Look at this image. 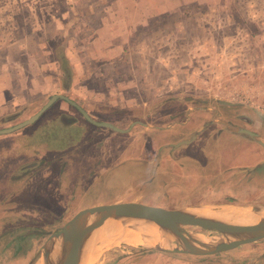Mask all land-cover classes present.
I'll list each match as a JSON object with an SVG mask.
<instances>
[{
    "label": "rangeland",
    "instance_id": "1",
    "mask_svg": "<svg viewBox=\"0 0 264 264\" xmlns=\"http://www.w3.org/2000/svg\"><path fill=\"white\" fill-rule=\"evenodd\" d=\"M147 1L139 3L137 10H148ZM34 5L33 9L37 7L39 9L40 20L37 16L34 17L35 14H31L30 9L25 8L23 0H4L0 6V13L2 12L0 25L16 27L17 30L12 36L18 38L23 47L33 51L32 54L36 55L33 58L29 57L30 61H25L22 52L20 53L15 47L10 48L8 53L11 58L25 62V64L29 62V65L24 68H10V74L19 72L24 75L26 72L29 76L46 73L57 76L56 74L60 72L55 62L58 60L60 67L62 66L60 71L65 78L72 76L73 66L77 79L67 88L64 83L56 82L54 77L37 79L33 89L29 82L26 89L15 88L12 94H18L17 108L12 109L11 114L1 116L0 130L27 120L42 108L49 96L61 94L76 102L96 122H106L123 130L128 129L134 122H142L148 125V129L167 131L159 134L145 130L137 124L128 133L120 134L89 126L77 112L72 109L67 111L70 107L59 101L46 111L33 127L5 135L8 140H14L20 136L17 139L19 144L22 146L26 143L23 147L28 145L27 149L21 151L24 157L18 165L25 164L26 166L30 164L29 162H35L36 147L38 148L39 143L43 141L31 142L29 137L28 140L26 139L35 130H38L37 133L45 141L53 138L52 132L55 133L57 130L61 133L59 130L64 129V126L58 121H53L61 109L65 111L63 112L66 117H75L79 120L83 133L73 135V138H81L80 149L83 145L89 146L85 150L86 154L96 155L97 159H101L94 166L98 169L97 172L101 167L109 168L122 160L132 161L142 157H152L156 149L163 144L168 147L178 138L184 136L190 138L197 135L201 128L211 129L209 125L213 122L246 129L256 134V140L264 144V0H211L206 2L195 0L186 8L148 18L143 24H139L137 33L132 36L133 39L129 44L131 63H128L129 59H127L126 64L113 65L95 59L97 55L102 54L103 50L94 55L95 51L81 46L88 42V38H91L87 33L79 30L77 33L65 34L61 38L55 26L57 18L60 19L67 9L64 1L43 0ZM11 6H16L17 9H12ZM81 9L84 8L81 6ZM152 9L159 10L157 6ZM219 10L232 12L234 15L226 19L219 14L221 13ZM12 12H15L14 17L10 18L8 15ZM210 12L213 13L210 14ZM247 12H258L259 18L248 17ZM135 16L136 14L132 16L134 21ZM71 18L73 17L68 14L63 19L67 20L66 23L72 24L75 18L74 20ZM98 18V14H95L92 22H89L90 25H95L94 28L98 26ZM236 22L244 29L243 33L236 35ZM33 24L44 29L31 33L28 30ZM70 24L67 28L71 26L73 28L75 23ZM225 24L229 25L222 29ZM248 33L250 35H247ZM24 38L28 39L25 41ZM67 45L73 46L74 51H66L64 47ZM99 46L102 47L101 43ZM39 47L43 49V55L47 56L45 59L47 67L44 68L46 72L41 71L42 68L37 66L44 63V60L37 57V54L42 55L37 51ZM4 52L0 56L1 61H3L4 54H7ZM70 54L74 56L73 64L70 62ZM5 75L7 74L2 75L1 89L5 86L4 79L10 81L7 85H12V83L16 87L21 85L18 79ZM131 77L134 78V83L129 81ZM23 82L22 87L24 88ZM106 91H110L111 94H107ZM4 94L2 91V96ZM8 96L12 95L6 94L5 97L9 99ZM175 96L182 97L178 100ZM189 120L191 123L186 125ZM222 131L228 136L226 128L217 126L213 129L214 134ZM239 136L240 143H236L238 147L236 151H239L240 159L236 160V172L240 167H249L264 159V153H261L264 148L261 145L252 143L246 135ZM59 139L60 137L56 136L54 142L58 143ZM88 139L90 142H86ZM10 142L5 143L10 146ZM80 149L77 151L79 152ZM196 151L193 152L194 155ZM255 151L256 154L253 155ZM67 152H73V149L69 147ZM168 152L167 149L165 153ZM50 160L54 159L50 158ZM0 161L2 163L0 188H4L10 174L16 176L18 188L23 186L27 179H19L21 173L7 170L3 166L4 162L13 161V158L8 157L4 160L0 158ZM45 163L44 166H46ZM224 166L227 167L229 164L224 161ZM123 169L126 170L116 173L108 182L100 183V186L88 191L87 194L78 193L73 186H70L66 187L60 196L56 195V191H62L66 183L56 179L57 170L45 169L41 173H26L28 177L32 174L33 176L48 175L49 180L40 182L39 187L48 191L49 194L42 196L41 193H37L36 196L17 194L12 197L13 202H10L8 206L0 207V264H47L42 247L50 235L58 232L79 210L92 205L112 203L115 199L120 201L149 200L171 210L195 207L213 209L227 206L264 207V193H261L259 187L251 186L249 175L242 177L241 183L236 182L235 191L226 188L224 194L219 195L212 189L205 195L190 194L186 189L182 192L169 191V186H164L162 183L159 194H154L156 188L150 190L146 188L143 192L140 190L124 192L118 197L129 184L132 173L136 171L133 164L125 165ZM93 172L96 173V169ZM35 182L28 180L27 186ZM3 196L0 195V198ZM33 200L38 204H35ZM30 203L32 204L29 208ZM40 206L48 210L46 211L47 216H42L41 213H44V210ZM118 226L124 227L120 224ZM126 228L134 233L133 229ZM185 230L191 235L201 234L210 238H222L216 232L200 228L188 227ZM118 233L107 228L95 230L94 240L89 245L82 264H201L208 260H216L221 256L216 255L217 258L195 257L166 253L159 248H153L157 242L149 247L143 245L141 240L146 241L144 239L147 238L143 234L134 237L140 240L139 245L132 242L105 245L106 240L104 239ZM263 245L264 241H260L239 250L258 248ZM176 248L182 249V246L173 241L168 250Z\"/></svg>",
    "mask_w": 264,
    "mask_h": 264
},
{
    "label": "crops",
    "instance_id": "2",
    "mask_svg": "<svg viewBox=\"0 0 264 264\" xmlns=\"http://www.w3.org/2000/svg\"><path fill=\"white\" fill-rule=\"evenodd\" d=\"M23 1L25 3V8L30 9L31 14H35L34 17L36 18L37 16V19L40 20L39 9L38 7L33 9L35 7V5L33 6V4L34 3L39 4L43 0H23ZM62 1H64V4L66 5L67 9L65 13L62 14L60 19L57 18L56 26H55L56 30L60 33L59 35L61 36V38H63L65 34H72L73 32L77 33L79 30L83 31L84 33H87L88 36H91V38H88L87 39L88 42H86V44L81 46L89 47L90 51H95L94 55H97L101 50H103L102 54L97 55L95 59L98 61H105L113 65L117 63L126 64V61H128L127 59H129L128 63H131L130 53H129L131 46L129 44H131V41L133 39L132 36H134L137 33L136 31L139 24L140 25L143 24L146 19L152 18L155 15L172 13L177 9L183 7L186 8L188 7L189 3L195 0H148L147 1L148 10L142 9L141 11L137 10V8L139 7V3H141L144 0H62ZM206 1H211V0H202V2H206ZM3 3L4 0L3 1L0 0V6H2ZM26 3L28 4L26 5ZM81 6L84 9H81ZM155 6H157L159 10H153L152 8H154ZM11 8L17 9L16 6L13 7L11 6ZM219 11H221V13L219 14L226 19H230L232 17L231 15H234L232 12H228L224 10H219ZM14 13L15 12H12L8 16L10 18L14 17ZM211 13L213 12H210V14ZM216 13H218V11ZM257 13L249 12L248 17L250 18L253 17L252 19H255L256 17L259 18V15ZM68 14L70 15V17H73L71 18V20L72 19L74 20L75 18V21H73L72 24H70V22L66 23L67 20L63 19L64 17L66 18ZM95 14H98L99 17L97 22L98 26L96 28H94L95 25H90L89 23L92 22V19L95 17ZM133 14H136L134 18L135 21L132 18ZM203 14H204L203 16H205V12H203ZM69 24L70 25L74 24L73 28L72 26L70 27L72 29L67 28ZM228 25L229 24H225L224 26H222V29H225ZM43 29L44 28H42L41 26H38L37 24H33L32 27H29L28 31H31V33H35ZM16 30H17L16 27H11V26L2 27L0 25V56L3 54L4 51L7 52V54H4L2 58L3 61H1L0 59V82L3 78L2 75L6 73L7 75L5 76H10V78L12 79L16 78L18 79V83L21 84L18 85L17 87L12 82H11L12 85H7L8 83H10V81L9 80L5 81L4 79L3 83H5V86L3 89H1L0 87V118L2 115L11 114L12 109L17 108L18 104H16V99L18 97V94L17 95L12 94V91L15 90V88L18 90L26 89L27 84L29 82L30 87L33 89L35 84L34 82L37 79H47L48 77L51 78L54 77L56 82L64 83L67 88L69 84H72L77 79V77H75V70H74L75 68L73 69V66H72V72H73L72 76L71 77L66 76L65 78V75H63V73L60 71L62 66L60 67V62H58V60L57 62H55L57 65L56 67L59 69L60 72L56 74L57 76L47 75V73L45 75L32 74L31 76H29V74L26 72L24 75L20 74L19 72L11 75L10 68L12 67L24 68L25 66L29 65V62L25 64V62L22 63L19 62V60L11 58L10 53H8L10 48L15 47L20 53L22 52L23 53L22 56L25 57L23 60L25 61H30L29 57L33 58L34 56H36L32 54L33 51L23 47L22 44H20V40L18 38L12 36L13 32H16ZM242 30L244 29L239 27L236 22V31H237L236 35L239 33H243ZM247 35L250 34L248 33ZM25 39L28 38H24V40ZM99 43H101L102 47L99 46ZM64 48L66 51H70V50L74 51V47L71 45H67ZM37 51L38 53H42V55L37 54V57H40L42 60H44V63L42 62L37 66L39 68H42L41 71L46 72L44 68L47 67V61L45 60L47 56L43 55V49H41L40 47L38 48ZM70 55H71L70 62L71 64H73L74 56L72 54ZM23 79L25 80V82H23L24 81ZM133 80H134L133 77L129 79L130 82H133ZM22 82L24 83V88L22 87ZM30 83L32 84V86ZM2 91H4L5 93L4 96H2ZM106 93L111 94L110 91L109 92L106 91ZM6 94L12 96H8L9 99H7L5 97ZM181 97L179 96V98ZM175 98L179 100L178 96H175ZM185 98L187 99V97ZM3 100H5V102H3ZM59 112H62V109L59 110ZM190 120L189 122H187L186 125L191 123ZM37 121L35 123H37ZM35 123L25 128L27 129L28 127H33ZM133 124L134 125L138 124L142 126L145 130L154 131L159 134L167 131L165 129L164 130L152 129V128L148 129V125L142 122H134ZM217 126L226 128V131H228V136H226V133L224 131L219 132L218 134L217 133L214 134L213 129L216 128ZM209 127L211 129L201 128L200 130H198L197 135L195 134L190 138H188L187 136L178 138L174 142H172V144H170L168 147L166 146V144H163L161 147L156 149V152L155 154L152 155V157L147 156L132 161L122 160L118 164L112 165L109 168L103 169L101 167V169H99L100 170L99 172H97L98 169L95 168L94 166H96L97 161L101 159L100 158L97 159L96 155L86 154L87 152L85 153L86 148L89 147L88 145H83L82 149H80L81 145L79 144V142L82 141L80 140L81 138L71 137L70 139H64L61 137L62 136L61 133H59L57 130L56 131L54 130L55 133L52 132L53 138L51 140L45 141L37 133L38 130H35V132L27 136L26 139L28 140L29 137V139L32 140L31 142H35V141L37 142V140L43 142L39 143L38 148L36 147L35 162H29L30 164L24 166L25 164L18 165V163L22 161V158L24 157L23 156L24 154L21 151L27 149L28 145L26 147H23L24 144L26 145V143L22 144V146L19 144L17 139H19L20 136H18L14 140L13 139L8 140L7 138H5V135L0 136L1 139L0 158L3 160L4 158H8V157L13 158V161L4 162L3 166L7 170H11V171L13 170L14 172L18 171L19 173H21L19 179L21 178L27 179L26 182H24V185L18 188L16 186L17 183L16 176H13L12 174L9 175V177L6 180L8 185L6 183L3 189L0 188L1 189L0 195H4L3 198H0V207L1 206L3 207L4 205L8 206L10 202H13L12 197L17 194L21 196L23 195L36 196L38 195L37 193L39 194L41 193V196L43 194L48 195L49 192L46 191L45 189L42 190V187H39V185L40 182L49 180L48 179L49 176L46 174H43L42 176H38V175L33 176L34 173L44 172L45 169L57 170L58 174L56 179H58L61 182L63 180L67 184V185L64 184V189L62 188V191L59 190L56 191L57 192L56 195L60 196L61 194L64 193L65 188L66 187L69 188L70 186H73L78 193L84 192L87 194L88 191L100 186L101 185L100 183L103 184L108 182L111 179V177L116 173H122L124 170H126L123 169V166L128 164L130 165L133 164L134 169L136 167V171L132 173V176L128 181L129 184L126 185L125 189L120 193V195H118V197L122 196V193L124 192H129L132 190H137V191L140 190L143 192V190L146 188L149 190L156 188L154 194H159L161 192L160 189L162 183L164 184V186L165 185L169 186L168 187L169 191L175 190L177 192H182L184 189H186V191L190 192V194L201 193L205 195L208 194L210 189H212L214 192H216V194L219 195V194H224V190L226 188L235 191L236 182L241 183V178L244 177L245 175H249L250 183L252 184L251 186L256 188L259 187L261 193H264V159L252 166L240 167L239 170L236 172V160L238 161L240 159V153L239 151L238 152L236 151V148H238L236 145L238 144V142L240 143L238 137H240L239 135H246V134H242L239 131H236L241 128L220 122L219 123L213 122L212 124L209 125ZM67 129L69 131L73 130V127H68ZM56 136L60 137L58 143L54 142V138ZM248 137H249L248 140H250L252 143L259 144L256 138H252L250 136ZM89 139L86 140V142H90ZM84 141L85 140H83V142ZM5 142L6 143L10 142V146ZM14 143L17 144L14 145ZM69 147L73 149V152H67V149H69ZM166 148L169 151L168 153H165L167 150ZM78 149H80L79 152L77 151ZM195 151H196V155H194ZM74 152L77 154L74 155L75 154ZM262 152L264 153V151H261V153ZM254 154H256V151L253 153V155ZM50 158H53L54 160H50ZM224 161H226L229 164V166L225 167ZM44 163L46 164V166H44ZM1 164L2 163L0 161V166ZM95 169H96V173L93 172ZM28 172H33L32 176L28 177L26 175V173L28 174ZM28 180L36 181V182L33 185L30 184L29 186H27V184H29L27 183ZM238 186H240V184ZM34 202L35 204H38L37 201ZM123 202L145 203V204H151V205L163 207L149 200L127 199L120 201L118 199H115L114 201H112V203H123ZM14 203H16V201H14ZM32 203H30L29 208ZM112 203H106V204H112ZM93 206H97V205H92L90 207ZM40 207L42 210H44V213H41L42 216L43 217L47 216L48 213L46 211L48 210L42 208V206ZM90 207H86V208H90ZM174 210H183V208L174 209ZM12 221L15 220L12 219ZM22 236H24V234H22ZM243 247H247V246H243ZM241 248L229 252H225L222 254H218L221 255L218 258L216 257V255L208 256V257H215L217 259L208 260L207 262L201 264H264V245L259 246L258 248H248L246 250H239Z\"/></svg>",
    "mask_w": 264,
    "mask_h": 264
},
{
    "label": "water",
    "instance_id": "3",
    "mask_svg": "<svg viewBox=\"0 0 264 264\" xmlns=\"http://www.w3.org/2000/svg\"><path fill=\"white\" fill-rule=\"evenodd\" d=\"M65 101L75 107L83 117L92 125L100 128L110 129L113 132L125 134L134 126L123 130L106 122H96L74 101L68 97L57 94L50 96L44 106L33 116L19 124L1 129L0 136L9 135L34 124L54 103ZM242 134L252 138L257 135L246 130L238 129ZM259 144L264 147L263 143ZM143 220L153 223L161 230L169 233L182 249H162L166 253L190 255L195 257H208L229 252L243 246L252 245L264 240V219L254 225L227 224L209 218L199 217L191 214L186 209L169 210L156 205L134 202L112 203L97 205L78 211L70 218L56 233L49 236L42 247L47 264H80L82 244L86 236L111 220ZM200 228L205 231L216 232L224 239L211 245H205L196 240L185 228ZM60 250L55 258L52 251L55 245Z\"/></svg>",
    "mask_w": 264,
    "mask_h": 264
},
{
    "label": "bare ground",
    "instance_id": "4",
    "mask_svg": "<svg viewBox=\"0 0 264 264\" xmlns=\"http://www.w3.org/2000/svg\"><path fill=\"white\" fill-rule=\"evenodd\" d=\"M186 210L191 214H194L199 217L209 218L212 220L220 221L227 224H234V225H254L258 223L260 220L264 219L263 206L246 207V208L227 206V207H220L217 209L215 208L213 209L210 207H195ZM118 224L123 225L124 227L118 226ZM126 227L133 229L134 233H132V231H129ZM98 228H107L109 230L119 232L116 235H111L107 239H104L106 240L105 245H110V244L117 245L119 243L125 244L130 242L139 245L141 244L140 240L137 238L134 239V237H138L137 235L140 234H143L145 235V237H147L146 239H144L146 241L143 240L141 241L143 242V245H148V247L151 246V244H155L157 242L153 246V248L169 249L174 241V238L169 233L161 230L155 224L143 220H136V219H129L124 221L111 220L106 222L105 225H102ZM94 231L90 232L84 239L81 249L80 264H82L87 254L89 245L94 240L93 239ZM192 235L196 240L201 241L205 245H211L219 241L228 240L227 238L224 239L223 237L219 239V238H210L204 235L202 236L201 234H192ZM59 250L60 248L56 244L52 251L53 258L57 256Z\"/></svg>",
    "mask_w": 264,
    "mask_h": 264
},
{
    "label": "flooded vegetation",
    "instance_id": "5",
    "mask_svg": "<svg viewBox=\"0 0 264 264\" xmlns=\"http://www.w3.org/2000/svg\"><path fill=\"white\" fill-rule=\"evenodd\" d=\"M65 104H67L68 107H70L67 111H70V109L74 110L75 112H77L81 117L82 119L85 121V124H88L89 126H94L92 125L91 123H89L84 117L83 115L73 106L69 105L67 102L63 101ZM64 110H62V112H59L58 116H56L54 118L53 121H58L61 125L64 126V129L62 130H59L61 132V137L64 138V139H70V137H74L73 135H77V134H80L83 132L82 128L80 127V123H79V120L75 117L73 118H69V117H66V114L63 112ZM86 112V111H85ZM70 113V112H68ZM87 113V112H86ZM88 114V113H87ZM90 117V116H89ZM68 127H73V130H68L67 128ZM96 127V126H94ZM97 128H100V127H97ZM228 128V127H227ZM105 130H110V129H106V128H103ZM112 131V130H111ZM86 136H88L86 133H85ZM92 136V135H91ZM90 138V137H89Z\"/></svg>",
    "mask_w": 264,
    "mask_h": 264
}]
</instances>
